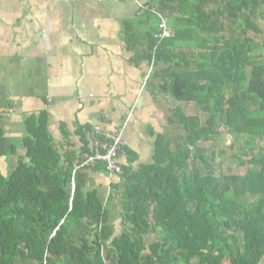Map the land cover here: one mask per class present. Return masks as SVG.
Returning a JSON list of instances; mask_svg holds the SVG:
<instances>
[{"label":"trees","instance_id":"1","mask_svg":"<svg viewBox=\"0 0 264 264\" xmlns=\"http://www.w3.org/2000/svg\"><path fill=\"white\" fill-rule=\"evenodd\" d=\"M144 1L173 35L158 41L156 25L136 32L126 22V46L163 65L147 85L172 97L169 124L181 132L174 141L159 134L150 163L120 162L123 186L111 196L118 226L85 185L84 168L107 172L105 163L76 171L73 189L85 155L61 153L47 112L30 115L26 160L0 170V264H264V44L256 37L264 0ZM225 135L243 173L226 171L205 145ZM82 223L86 233L76 232Z\"/></svg>","mask_w":264,"mask_h":264},{"label":"crops","instance_id":"2","mask_svg":"<svg viewBox=\"0 0 264 264\" xmlns=\"http://www.w3.org/2000/svg\"><path fill=\"white\" fill-rule=\"evenodd\" d=\"M145 5L144 0H0V155L26 160V118L45 111L61 153L86 155L99 126L122 130L131 153L121 163L128 164L129 156L137 169L152 161L174 103L159 98L160 92L156 98L153 85H147L163 65H152L147 55L126 46V22L136 32L148 24L157 28L158 8L149 5L154 15ZM256 21L264 34V5ZM84 171L87 189H95L112 208L111 217H119V199L111 196L115 186H123L121 175ZM84 228L82 223L76 232Z\"/></svg>","mask_w":264,"mask_h":264},{"label":"built area","instance_id":"3","mask_svg":"<svg viewBox=\"0 0 264 264\" xmlns=\"http://www.w3.org/2000/svg\"><path fill=\"white\" fill-rule=\"evenodd\" d=\"M106 1V0H102ZM145 10H152L149 5L144 6ZM153 11V10H152ZM154 12V11H153ZM156 12H154L155 14ZM158 25L155 37L158 41L170 38L173 35L172 28L169 25V19L160 12H157ZM154 64V56L152 65ZM93 149L90 154H86L85 158L73 169L72 187H75L74 175L76 171L86 166H94L97 162L105 163L106 170L110 177L122 175L123 170L120 157L127 155L125 143L122 137V130L118 128L115 131H104L101 127H94L93 130Z\"/></svg>","mask_w":264,"mask_h":264},{"label":"rangeland","instance_id":"4","mask_svg":"<svg viewBox=\"0 0 264 264\" xmlns=\"http://www.w3.org/2000/svg\"><path fill=\"white\" fill-rule=\"evenodd\" d=\"M263 35L264 34L260 35V33L256 35L257 41L258 42L260 41L261 44H264L263 41H262V39H264ZM155 90H157V87H155ZM155 90H154L153 94H155L154 96H157L156 98H158L159 92H157ZM161 94L163 96L159 95V98L160 97L168 98L170 103H175L174 100L172 99V97L169 96L167 93L161 92ZM164 95H165V97H164ZM161 100L163 101V99H161ZM182 105H183L186 113L189 114V115L199 113L197 108L194 106L193 103H183ZM202 118H204V116ZM181 130H182L181 125H179L177 123L176 124L174 123L173 125L168 124V129L166 130V132L168 134L169 139L174 141L175 137L179 134V132H181ZM205 145L208 146L212 152L215 151V153L217 155V160H220V161L222 160L223 161V167H224V169L226 171H231V172L240 171V172L243 173L246 170V167H243V166L242 167H238V166H236V159L234 158V154H235V152L237 150V147L234 144L233 138L230 137L229 135H225L223 139L219 140L216 143L208 142V143H205ZM258 145H259V147H263L264 148V140H259ZM18 157L19 156H17V158H16L14 156L12 158V160H10V159H8L9 156L5 157L3 155H0V170L2 171V173H7L12 166L14 167L15 164H17L19 162L18 161V159H19ZM6 158L8 160H6ZM254 210L256 212H258L259 211V206L257 205ZM114 222L116 223V225H118V226L120 225L119 218H114ZM84 227L85 228L83 229V232L86 233L88 227L86 225ZM213 261L215 262L214 264H218L219 262H221V258L217 257Z\"/></svg>","mask_w":264,"mask_h":264}]
</instances>
